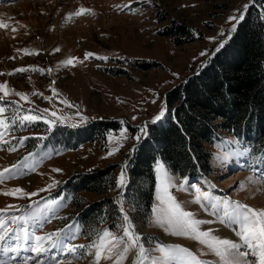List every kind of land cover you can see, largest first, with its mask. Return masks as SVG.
<instances>
[{
  "label": "rangeland",
  "instance_id": "1",
  "mask_svg": "<svg viewBox=\"0 0 264 264\" xmlns=\"http://www.w3.org/2000/svg\"><path fill=\"white\" fill-rule=\"evenodd\" d=\"M251 1L58 0L56 3L55 0H0V19L16 28L15 32L11 27L0 29V84H7L10 92L25 93L29 100L25 103L13 94L0 103V107L6 108L0 119H5L7 124L6 131L0 129L3 132L0 137V171L13 165L19 166V175L0 182V209L14 205L15 209H10L8 215L25 218L26 223L17 228L25 227L29 232L28 243L13 235L0 244V261L21 264L24 257L32 255L25 249L31 247L33 233L46 235L59 231L62 236L73 237L66 243L78 246L77 254L73 256L59 249H50L38 258L43 264H68V261L72 264H94V250L89 248L93 241L80 236L79 226L71 217L72 208L65 200L64 184L72 176L108 165L116 166L117 182L133 147L140 141L135 139L140 135L139 129H147L159 114L169 90L200 72L202 64L218 44L229 36L232 27L229 17L238 15L243 6ZM80 7L91 12L66 19L68 13ZM175 24L191 28L195 40L176 46V40L188 37L167 36L166 30ZM24 49L31 54H25ZM85 52L108 59L93 57L85 61ZM201 52L209 55L201 56ZM73 57L80 62L74 67L62 66V61ZM22 67L29 70L14 72ZM33 68L43 71H32ZM52 88H55L57 96H53ZM60 101H67L73 107ZM18 107L23 111L31 108L35 113L49 109L66 119L56 122L51 130L42 120L22 127L15 120ZM164 108L166 114L162 121L168 111L167 106ZM44 118L54 119L46 114ZM94 120L120 124L117 132L111 131L106 135L103 147L87 144L69 149L47 143V140L57 139L60 135L67 136L68 129L83 127ZM122 132L125 133L123 137ZM21 139L23 144L19 142ZM206 147L212 152L210 175L194 178L191 180L193 183L172 176L177 187L171 188L170 192L184 210L194 213L195 218L212 221L202 225V230H210L213 235L222 238L212 227L221 221L225 223V212H232L224 201H228L229 205L239 202L257 210L264 209V156L254 154L249 145L225 133H219L218 140ZM13 148L15 150H10ZM114 149L117 150L108 155ZM26 156L28 159L25 161ZM249 176L253 177L252 182L248 181ZM126 178L131 179L127 171ZM241 182L246 185L243 190L239 188ZM50 184L53 185L51 189L41 191ZM181 184L184 185L183 190L178 187ZM17 187L38 195L15 198L2 194ZM118 190L121 189L107 197L113 199ZM197 190L208 192L210 199L201 204L193 203ZM79 195L87 206L103 198L89 193ZM120 197L116 196L117 206L123 207L124 214L130 218L119 201ZM156 203L155 175L152 206ZM66 219L69 222L64 224ZM227 220L231 226L232 241L241 243L236 235L237 225L232 222L231 216H227ZM151 221L152 213L145 225L139 227V223H133L151 257L160 255L155 251L157 244L178 245L192 251L205 264H219L218 258L198 242L170 235ZM116 234L122 235V228ZM166 237L170 241H166ZM9 247L18 250L4 251ZM241 251L249 250L242 245ZM135 259V255L129 253L124 264H132ZM254 259L249 254L247 264H252ZM30 264H36V261H30ZM101 264L111 262L101 260Z\"/></svg>",
  "mask_w": 264,
  "mask_h": 264
},
{
  "label": "trees",
  "instance_id": "2",
  "mask_svg": "<svg viewBox=\"0 0 264 264\" xmlns=\"http://www.w3.org/2000/svg\"><path fill=\"white\" fill-rule=\"evenodd\" d=\"M174 34L188 37L176 40V46L195 40L187 26L175 24L166 30L167 36ZM165 103L167 117L159 124H148V137L140 139L127 160L131 179L119 201L139 227L149 221L157 161L179 180L206 178L212 161L206 145L218 140L219 133L243 141L254 154L264 156V0H254L232 38L200 72L169 90ZM119 129L117 122L94 120L47 143L69 149L87 144L103 147L106 135ZM115 170V165L94 168L64 184L71 217L79 225L80 236L89 242L103 230L116 234L122 228L121 212L115 200L107 197L118 189ZM80 193L103 198L87 206Z\"/></svg>",
  "mask_w": 264,
  "mask_h": 264
},
{
  "label": "snow or ice",
  "instance_id": "3",
  "mask_svg": "<svg viewBox=\"0 0 264 264\" xmlns=\"http://www.w3.org/2000/svg\"><path fill=\"white\" fill-rule=\"evenodd\" d=\"M249 5L245 4L243 6V11H239V14H234L229 17V23L232 24L231 31H236V25L244 20V13L248 10ZM123 10V9H121ZM91 10L84 7H80L75 12L68 13L66 19H71L72 17H80L85 14H89ZM233 21L235 23H233ZM11 26L6 23L3 19H0V29H9ZM23 27V25H21ZM13 32L16 31L15 27H11ZM224 35V33H221ZM227 41L221 42L216 47L215 51L219 52ZM25 54H31L27 49L23 50ZM54 51H59V49H54ZM201 56L209 55L206 52H201ZM95 58L97 60H107L105 56H97L92 52H85L83 59L87 61L89 58ZM80 62L78 58H68L62 61V66H75V63ZM26 68H17L14 70L15 73H22L28 71ZM32 71L42 72L41 69L33 68ZM51 70H49L50 72ZM14 73H9L13 75ZM174 75H176L174 73ZM54 83V82H53ZM53 96H57L55 88L51 89ZM15 95L19 100L28 103V96L22 92H10L7 84H0V103L5 102V98L9 95ZM37 95V93H33ZM68 107H73L67 103V101H60ZM9 103L16 104V101H9ZM155 103V101H153ZM6 112L5 107H0V116H3ZM52 117L54 119H45L44 115ZM166 114L165 108L162 106L158 115L155 116L152 123L155 124L161 121ZM66 117L57 115L56 111H50L49 109H44L43 113H35L31 108L23 111L18 107L17 114L15 116L16 122L20 126H25L27 124H32L35 122H42L48 125L49 130L55 125L56 122H63ZM81 120L85 119L80 117ZM135 120L136 117L134 116ZM0 129L7 130V124L5 119H0ZM140 135L136 136L135 139L139 141L143 136L147 135V129L142 127L139 129ZM124 132L121 133L123 137ZM3 136V132H0V137ZM42 139V138H41ZM23 144L24 140L19 141ZM10 150H15L10 149ZM114 149L108 153L112 155ZM248 151V150H246ZM25 161L28 159L26 156ZM19 166L13 165L12 168H4L0 171V182L5 179L14 178L19 175ZM16 170V171H14ZM53 171L59 172V169H54ZM156 175V201L157 203L152 206V223L156 226L163 228L168 234L173 236H182L191 240L198 242L204 249L208 252L214 254L219 261V264H247V257L251 254L255 257L252 264H264V209H255L251 206L234 202L229 205L228 201H224L226 207H231L232 212H225V216H231L232 222L237 225L238 231L236 235L241 243H235L227 238H220L213 235L210 230H202L201 226L204 224L212 223L209 220H201L195 218L194 213L184 210L181 204L176 200L170 192V189L177 187L173 182V177L166 169L165 165L157 161L155 168ZM249 182H252L253 177L249 176ZM55 183V182H54ZM53 185H48L47 189H41V191H47L51 189ZM116 187L118 189H123L127 187L126 184V172L122 170L117 182ZM180 190L184 189V185L178 186ZM245 183L241 182L239 188L241 190L245 189ZM3 195L13 196L15 198H24L36 196L38 193H26L22 188L17 187L8 190ZM210 199L208 192L200 193L197 190L195 199L192 201L196 204H201ZM122 203V202H120ZM15 209L14 205H8L4 209H0V244H3L6 240L11 239L13 235L17 239L22 238L25 243L29 242V232L25 227L17 226L22 223H26L25 218L18 216H9V210ZM122 215V235H117L109 230H103L102 233L97 235V238L89 245L90 249L94 252V264H101V260H108L111 264H124V261L128 259L129 253H133L136 257L132 261V264H175L179 261L180 264H205L204 261L198 259L192 251L187 248L173 245L164 246L157 244L155 251L160 255L158 257H151L149 249H146L145 245L141 242L142 237L136 232L134 224L130 220L127 214H124L123 207L120 208ZM224 221H221L223 223ZM72 236H62L61 232L57 231L54 233L46 235H36L32 234L31 247L25 249L32 253L31 256L24 257L21 264H30V261H36V264H43L42 260L38 258L48 252L50 249H59L66 254L75 256L77 254V247L70 242ZM245 246L249 251H241V246ZM83 247V246H79ZM17 248L9 247L4 249L6 252H17ZM0 264H6L5 261H0ZM63 264V262H61ZM68 264H72L68 261Z\"/></svg>",
  "mask_w": 264,
  "mask_h": 264
},
{
  "label": "bare ground",
  "instance_id": "4",
  "mask_svg": "<svg viewBox=\"0 0 264 264\" xmlns=\"http://www.w3.org/2000/svg\"><path fill=\"white\" fill-rule=\"evenodd\" d=\"M55 1L57 3L58 0H55ZM207 218H209V217H207ZM224 218H225V223L221 224V222H220V223H217L215 225L213 224L214 226L212 228H214V229L216 228V233L218 235H220L222 238H227V239L232 240L233 237H232V234L230 233L231 226L229 224V221L227 220V217H224ZM165 239H166V241H170V239L167 237Z\"/></svg>",
  "mask_w": 264,
  "mask_h": 264
},
{
  "label": "water",
  "instance_id": "5",
  "mask_svg": "<svg viewBox=\"0 0 264 264\" xmlns=\"http://www.w3.org/2000/svg\"><path fill=\"white\" fill-rule=\"evenodd\" d=\"M253 4H254V0L251 1V3L249 4L248 9H249ZM247 11H248V10H247ZM247 11H246V12H247ZM246 12H245V13H246ZM245 13H244V16H245ZM239 24H240V23H239ZM239 24H238V25H239ZM238 25H236V29H237ZM233 34H234V32L231 31L230 34H229V36H228L224 41H228V40H230V39L232 38V35H233ZM214 54H216V51H214L213 54L207 58V60L202 64L201 69L204 68V66H206L207 61H208V60H209ZM164 107H166V103H164ZM165 110H166V108H165ZM152 121H153V120H152ZM161 121H162V120H161ZM161 121H159V122H161ZM159 122H157V123H159ZM157 123H155V124H157ZM147 136H148V132H147V135L143 136L142 140L145 139V138H147ZM135 146H136V145H135ZM135 146H134V147H135ZM190 183H193V181H190ZM194 183H195V181H194ZM126 184H127V187H128V185L130 184V179H128V181L126 182ZM127 187H125V188H127ZM125 188H123V189H125ZM118 208H119V207H118ZM119 209H120V208H119Z\"/></svg>",
  "mask_w": 264,
  "mask_h": 264
}]
</instances>
